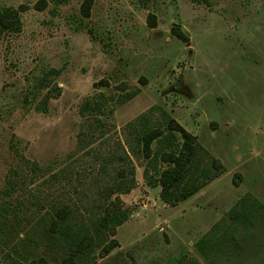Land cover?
Returning <instances> with one entry per match:
<instances>
[{"label": "rangeland", "instance_id": "obj_1", "mask_svg": "<svg viewBox=\"0 0 264 264\" xmlns=\"http://www.w3.org/2000/svg\"><path fill=\"white\" fill-rule=\"evenodd\" d=\"M38 1L0 0L21 10L22 23L18 33L0 39V208L6 212L0 217V264L23 254L15 230L32 232L38 207L63 201L78 206V216L90 214L84 207L94 204L98 153L108 158L118 144L134 163L136 185L120 196L128 218L117 228L119 245L103 257L96 252L94 264H175L181 256L208 264L195 241L242 195L264 203V0H210L209 6L94 0L88 17L81 15L83 0H46L43 9L35 7ZM175 24L187 42L173 34ZM51 68L60 72L47 82L59 90L42 112L36 105L49 87L38 82ZM99 94L108 99L102 125L88 127L80 105ZM163 112L224 167L175 206L159 198V187L147 185L145 159L131 152L140 127L161 123ZM83 132L105 135L81 151ZM15 149L43 169L65 168L69 177L67 182L62 175L51 189L48 175L47 181H27L30 209L19 225L15 191L2 195L15 170ZM28 249L34 257L42 247Z\"/></svg>", "mask_w": 264, "mask_h": 264}, {"label": "trees", "instance_id": "obj_2", "mask_svg": "<svg viewBox=\"0 0 264 264\" xmlns=\"http://www.w3.org/2000/svg\"><path fill=\"white\" fill-rule=\"evenodd\" d=\"M53 1L59 3L66 0ZM190 1L197 5L211 4L210 0ZM93 2L94 0H83L80 7L83 17L89 16ZM46 4V0H39L35 7L43 9ZM20 11L18 8L0 4V39L5 34L20 31ZM147 19L149 25L154 27V15L149 14ZM172 32L180 40L188 41L178 25H173ZM59 72V69L51 68L40 77L39 87L49 89L41 96L36 105L37 110L45 112L49 100L58 94L59 87H50L47 79L49 75L55 76ZM107 101L103 94L82 101L80 113L89 119L88 127H92L94 123L102 125L99 115L105 110ZM104 135L86 132L78 134L80 150L90 145V140L102 138ZM135 141L137 148L131 152L134 155L138 152L145 159V182L148 186L159 187V198L169 206H175L192 197L224 172L220 160L210 155L199 143L197 136L167 112L162 113L161 123L140 127ZM118 145L108 158L98 153L97 161L101 164L93 176L94 183L92 178L95 188L94 204L89 206L91 201H88L84 207L90 214L78 216L75 214L79 211L78 206L73 207L63 201L46 210L38 207V220L32 232L20 235V231L15 230L25 250L23 254L15 252L17 256L10 259L13 264H94L97 254L103 257L119 245L115 234L117 228L128 218L120 196L129 193L135 187L136 180L133 161L122 146ZM15 157V170L8 174L2 195L11 197L15 191V225H19L30 209L24 193L27 181L35 182L39 176L47 181L45 176L48 175L51 189L61 184L59 177L64 175L67 182L69 177L65 168L43 169L38 162L30 160L17 149ZM55 169H58L57 172ZM80 193L84 197L89 196L88 192ZM5 213V209L0 208V217L3 215L5 218ZM38 245L42 247L40 255L30 256L28 248ZM194 248L208 264H264V203L251 193L242 195L225 216L215 221L195 241ZM175 264L201 263L196 258L181 256Z\"/></svg>", "mask_w": 264, "mask_h": 264}]
</instances>
